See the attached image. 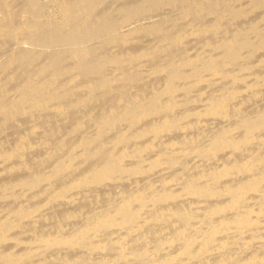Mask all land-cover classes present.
I'll return each mask as SVG.
<instances>
[{"label":"rangeland","instance_id":"1","mask_svg":"<svg viewBox=\"0 0 264 264\" xmlns=\"http://www.w3.org/2000/svg\"><path fill=\"white\" fill-rule=\"evenodd\" d=\"M76 1L78 2V0H76ZM98 1L100 2V0H98ZM98 1L93 2V4H94V7L96 5V8H100L102 6L100 8L101 14H100V11H98L100 9H98V10L96 9L97 13H94V14L95 15L99 14V15H97L95 17L103 18L104 15H107V13L104 14V11H107L109 14L111 13V15L108 14L107 16L104 17V18H106L105 19V22L107 21L106 23H108V21L110 22V20H113V22H116V21L118 22L119 18L117 19V17H115L114 19H110V18H113L115 14H116V16H118L117 15L118 11L122 12L125 10L124 8H127L126 11H124V12H128V10L133 12L132 11V9L134 8L133 5H135V8H136L137 7L136 5H138V3H143V0H118V1L117 0H107V2H106V0H103L106 2V3L105 2L103 3V1H101L104 4V6H103L102 4L98 5L99 4ZM114 1H116V2H114ZM198 1L199 0H195V1L192 0L191 3L192 4L195 3V4L191 8V10H190L191 12H192L193 8L195 11L197 10L195 5L198 6L197 5L198 3L196 4V2H198ZM13 2L15 4H12L13 8L11 9L10 12L13 11L14 12V14L12 12L13 17L14 18L16 17L14 19L15 21L13 23V24H15L14 25L15 27L12 24L8 29L10 30V29L14 28L13 30L15 32L16 31L15 29H17L16 24L18 25L19 19L20 20L22 19L21 7H22V3L24 2V0H14ZM38 2L40 4V7H41L42 11L44 12V14L48 15L51 10L56 8V5L53 3H56L57 0H38ZM231 2L232 1H230V3L228 2L229 4L227 6L231 7V5H232L233 8L231 7L232 9L230 8L229 10H232V11H234V9L240 10V12L242 11L245 14H243L242 16L239 15L240 18L239 17H238L239 19L236 18L237 21H235L236 19L233 18L234 20H232L231 15L227 12V15L229 14L230 17L228 16L227 18H225V20L221 24L226 29L221 28V30H219L216 33H215V31H214V33H210L208 31L209 28H207V27L210 25V23H209V19H206L205 16H204L205 21L203 20L204 17L201 19L202 21L197 20L198 18H201V17L195 16V15H193L191 17L188 16V18L186 20L184 18V15L182 17V13H181L182 10L181 9H179L177 7L172 9V7L167 6L168 4L166 5L165 3L163 4V6H161L163 8L155 9L156 11H153V12L149 11L150 13L145 12L144 14L142 13V14H139L137 16H134V18L131 19V21H129L127 23H125V22L123 23V20H121L122 18H124L123 17L124 12L123 13L119 12L122 14V15H120L118 13L120 16V22H118L119 24L116 22V25H118L119 28L117 26L116 27L117 29L115 30V33L113 34V35H115V34L119 33L118 34L119 35L118 40L116 41V38H114V37H117V35H115L114 37L112 35L111 37L108 38L109 35H107L105 33H102V34L100 33L101 35L100 34H99L100 36L97 35L96 36L97 38H94V37L92 38V36L90 38L88 36V37H86L85 40L77 43L78 46L77 45L76 46L80 47V49H81V50L77 51L78 53H71L72 51H70V52L68 51V47L70 49V46L69 45L67 46V44H65V42L61 40L63 38H64L63 40H65V37H63L62 35H61L62 38L60 35L56 37L57 40L59 38L61 40V42L58 40L59 42L56 41V43H49V45L45 46L44 50L42 49L43 51H40L36 47V43H35V41L40 39V38L37 35H35V33L27 32L28 33L27 34L26 32L24 33V32H19V31H16L17 33L16 32L14 33L13 30H10L11 31L10 32V31H8V29L6 30L7 33H4L5 31L0 32V101H1V98L4 96V98H7L9 101L11 100L10 102H12V100L13 101L15 100V102H16L21 95L19 92L20 91L19 88L22 85H24L26 83L25 81H27L28 79H33L32 80L33 83H35L37 85L40 84L39 82L46 81L45 79L49 78L47 76L50 75V73H53V71H52L53 68H52V70H50L51 69L50 68L51 63L53 62V63L60 65L61 68L63 67L62 71L66 72V73H63V75L59 79V81H61V82L58 81L56 88L55 89L53 88V89L55 92H60L61 89L66 85V88L68 89V90L67 89L66 90L68 92L66 90H64L67 93L64 96V103H63L66 106L65 114H66L68 107L71 106L72 103H74L72 105L74 108L72 106L69 107V109H68L69 112L67 111V113H68L67 115H69V113H71L69 116H72V118L74 117L73 118L74 120L76 118L79 119V120L76 119L74 121V123L77 124L80 122L82 124V128L80 130H78V131L74 130L75 124L72 122L73 119H71V117L65 118V116L63 114H60V113H64V111L61 110L59 113L58 112L59 110L58 111L56 110L57 109L56 104L58 103V101H57V103H54L55 107L53 105H52L53 107H50L51 110H50V108H48L45 110L39 109L37 111L36 109L33 108V110H34L33 111L31 109L32 105L28 104V108L26 107V109H27L26 113H24V112L22 113V111L20 112V110H19L18 112H20L21 114L14 115L13 118H8V117L5 118L3 116H0V221L8 218V219H11L13 222L16 221V225H17V227L11 231V233H10L11 235L9 234L10 241L9 240L6 241L7 242V243L5 242L6 245H5V243H4V245L0 244V254L2 253L0 256L1 262H3L2 260H4L5 256L7 257L8 254L12 253V254L18 256V255L24 253V251L26 252L28 250V248L30 246L32 247V245H33V248L36 251L34 254H37V255H34V256L32 255L31 256L32 258L28 257L29 260L25 259L24 260L25 264H69L68 263L69 255L71 256V258L75 257V259L78 260V264H95V263L100 264L102 259L103 260L108 259L107 261L109 263H101V264H123V263L124 264H134V263L135 264H139V263L140 264H149L148 259H150V257L146 258L144 260H138V258H137L135 261H130V262L129 261L126 262V261H122V260H119V261L116 260L117 262L116 261L114 262V258L116 256V254L119 253V251L116 250V248L111 249V251L107 250V251H109V253L110 252H111V254L113 253V258H112V255L108 254L107 251H102L99 253L89 251L88 253H86L87 250L83 247L76 249L78 251H76L74 249L73 254H71V252H72L71 251V252H69V255H68V254H66V253H68L67 250L63 251L61 248H57V247L47 249V248L41 247L40 243H35V240H38L39 235H45V234L55 235V234H62L64 232H66V234L71 233V232L73 233L75 230H77V228L84 225L85 222L87 223L88 219H90V218L92 219L95 216V214L97 215L98 212H101L102 210H104L102 212L112 211L113 205H114L113 202L117 203V205H118L122 201L123 197L125 198L126 196L131 194L132 191H135L137 188H140V187L145 188V184H146V187L148 185H152L154 189L161 190L164 188V185H163V184H165L164 181L173 180V182H171V184L168 187H170L171 189L173 187L172 190H178L179 188H181L177 192H182L181 190L185 186V185L183 186L182 184H184L187 180L194 178V175L196 177L199 174H205V176L202 177V179H200L201 182L211 184L212 183L211 182L212 177L210 175V171H212V169L214 170L215 168H218L219 167L218 164L220 165V164H222V162H224V163H226L228 161L230 162V160H228V158H227L228 156H226V154L221 155L218 158L212 160V159L204 158L203 156H200L199 151L193 150L192 148L197 147V146L201 147V145L203 146V144L206 145L208 140L212 139L211 137L214 136V133H216V131L220 132V130L224 129L225 127L231 128V126H238L239 122L241 120L247 119L248 117H254V116L256 117L258 114H260L261 112L264 111V99H263L264 98V81H263V79H264V63H263V61H264V47H263L264 46V40H263L264 39V33H263L264 32V26H263V24H264V20H263L264 19V11H263L264 10V4H262L264 2H262V3L260 2L259 5H258L259 0H233L232 4H231ZM242 3H243V5H242ZM97 5H98V7H97ZM255 5H257V6H255ZM119 6L120 7L124 6V8L122 7V10H120L121 8ZM127 6L128 7L130 6L131 8L130 7L128 8ZM190 6H191V4H190ZM225 6L226 5L224 4V7ZM253 6H254V8H253ZM116 7H117V9H116ZM249 8L250 9L253 8V9L250 10ZM242 9L244 11L246 9V11L244 12ZM102 10H103V12H102ZM112 10L113 11L116 10V11H114L115 13H113V15H112V12H113ZM195 11H194V13H195ZM232 11H229V12H232ZM251 11L254 13H252ZM0 12H1V10H0ZM246 12L249 14L248 16H247ZM249 12L251 13V15ZM102 13H103V17H102ZM1 15H3V16L8 15L7 11L3 10V8H2ZM179 17H182L181 19L184 18L185 20H181ZM229 18H231V19H229ZM174 19H175V21H174ZM16 21H18V22L15 23ZM207 21L209 24L206 23ZM173 23L177 24V26L173 25ZM260 23H262V24H260ZM260 25H262V27ZM140 26L141 27H147V28L143 29L144 32L142 31L141 33H139V35H137L135 37L133 36L134 39L132 38V36L131 37L128 36V31L130 32L133 29L140 28ZM253 26L255 27L254 28L255 30L252 28ZM152 28H153V30H151ZM205 28L207 29L206 33H204ZM118 30L121 31L122 33L120 34V32ZM201 30H202V32H201ZM154 31H156V32H154ZM163 31H166L165 33H167V31H168V33H170V36L172 35V37H174L176 35H180L182 37L181 41L179 43H176V44L171 43L169 40L166 41L165 40L166 34L163 33ZM254 31H256L257 34H255ZM124 32L127 33V35ZM20 33L21 34L24 33L26 36L24 34L21 35ZM29 33L32 34L33 38L32 37L29 38L31 36V34H29ZM258 33H260V34H258ZM103 34L106 36L102 37V36H104ZM123 34H125L126 36H124ZM34 35H35V37H34ZM121 35H122V37H121ZM224 35H225V37H224ZM231 35H233V36H231ZM242 35H243V39H242ZM246 35H248V36H246ZM123 36L125 37V39L123 38ZM236 36H237V38H236ZM250 36H252L254 38L252 39V37L250 38ZM36 37H38V39ZM112 37L114 39H112ZM128 37H129V39H127ZM87 38H90V39H87ZM227 38H229L231 41L234 38L236 39L235 41H237V39L239 40V38H240V40H239L240 42L239 41L237 42V51L239 49V53L241 52L242 54L237 53V55H239L236 57L237 59L236 58L235 59H233V58L229 59L228 57L226 58L225 56L227 55V52H226L227 50H225L223 47L220 48L222 46L221 45L222 41H228L229 40ZM123 40L124 41L126 40V41L124 42ZM127 40H129V41H127ZM242 41H243V43H242ZM36 42H38V41H36ZM119 42H122V43H119ZM247 42L249 44H247ZM39 43H40V41H39ZM39 43H37V44H39ZM123 43H126V44H123ZM241 43H242V45H241ZM250 44H252L254 46L252 47ZM56 45H59V46H56ZM103 45H104V47H103ZM246 45H248V46L246 47ZM39 46H41V45L39 44ZM238 46H239V48H238ZM241 46H243L242 47L243 49L244 48H246V49H244V50L241 49L240 48ZM64 47L67 49H65ZM35 48H37V49H35ZM40 48H42V47H39V49ZM217 48H219V50H217ZM131 49H132V51H131ZM220 49H222V50H220ZM91 50L93 51V53L91 52V54H90ZM62 51H64V55L62 54ZM66 51H68V54L66 53ZM80 51H82L81 54H79ZM121 51H124V52L122 53ZM134 51L136 52L135 54L138 56H127L128 53L132 54V52L134 53ZM37 52H39V53H37ZM101 52H103V53H101ZM225 52H226V55H225ZM29 53H31V54H29ZM65 53L67 54V57H66ZM97 53H99V54H97ZM141 53H143V55H140ZM21 54H23V55L21 56ZM24 54L27 56H25ZM107 54H108V56H107ZM212 54L215 56H213ZM42 55H43V57H42ZM45 55L46 56L48 55V56L46 57ZM76 55L78 57H76ZM240 55H241V57H240ZM51 56H53V57H51ZM42 59H45V60H42ZM225 59H228V60H226L227 62L225 61ZM91 60H93V61L91 62ZM94 60H96V61H94ZM200 60H201V62H200ZM210 60L213 61L214 63L209 62ZM49 61H51L50 65L47 64ZM230 61H233V62H230ZM37 62H39V63H37ZM206 62H207V64H206ZM71 63H72V65H71ZM87 63H88V65H87ZM216 63H218L219 65H222V64L227 65V67L223 66L225 68V71H224L225 73H227V71H230V70H231L230 72H232L233 70H236V71H233L234 77H231V78L230 77L229 78L218 77V76H214L213 75L214 73L212 71H209L211 74L213 73L212 74L213 76H212L210 73H208V71L206 69L203 70V68H201L204 65H207L209 67V64L216 65ZM249 63H251V64H249ZM34 64H36V65H34ZM77 64H79V65L81 64L82 68L84 67V69H81V71L78 72L77 70H80V69L77 67ZM184 64H185V67H184ZM243 64H245V65L243 66ZM19 65H22V66H19ZM174 65L177 67L183 66L184 69L182 67H178L179 69H181V71L184 70L183 72H180V71L179 72L183 73V74L184 73H186V74L190 73L188 75H191V76L194 72V69L196 70V68L198 67V69L196 71L202 72V74H203V72L205 73V75L203 74L205 77L201 73L200 74H201V77L203 79L205 78L203 81H206V82H204L203 84L201 83L202 85L199 84L200 86H198L196 79H195V81H191L194 78H192V79L191 78L181 79V80L179 79V80H177L178 82L176 81L178 83L177 86H180L182 81H183V84L181 85V87L184 86V88H185V86H186V89L190 88V89H187L186 93H184V91H185L184 90V91H181L180 93L174 95L173 98H171L172 100L175 99V100H173L174 102L177 99L176 103L173 102L175 105L178 104L175 107V108H177V112L176 111H175L176 113L173 112L175 109L174 108L172 112L166 113V114H169L171 117L175 118L174 122L177 121V122H175L176 125H178L181 122V124L178 125V126H180L179 129H173L170 133H168V134L166 133L165 135L163 134L160 136H155V135L151 134V135L146 136L145 138L141 139L138 142H141L143 146L144 145H150V146H152V148L145 150L140 155L133 156L134 158L129 156L124 160L125 167H128L127 165H129V164L131 166L134 162L135 163L140 162L142 169H144L143 170L144 172L140 176H133V175L130 176L128 173H126V171H124L123 173H121L119 175V178H121V179H119L117 177L119 180L108 183L109 186H108V184L105 183V187H104V184H103V186L101 185L98 187L97 186L81 187L77 190L76 189L71 190L70 191L71 193H68L69 192L68 191L67 193L69 195L66 193L67 196H64V198H60V199L56 200L55 197H57L59 195H57V193H55V192H59V191H55V190L57 188L59 189L61 186L59 184H58L59 186H54V185H57L56 184L57 182H55V181L53 182V180H48V174H51L52 171H54V168L56 167L57 163L61 162V161H65V160L67 161L68 159H71V158L75 159L78 155H80V153L82 151L76 152L78 150H73L75 144L80 139L90 141L91 139L96 137L95 135L97 133V130L99 129L98 126L100 125L99 120L103 118L104 113L106 114L109 112V110H110L109 105L116 103V101H118V100H122L123 102H121V104L123 106L122 105L118 106L116 103L115 105L118 106V107H116L113 104V106L118 108L119 112H121L122 110H123L122 112H124V110L126 108H127L126 109L127 111L134 108L133 106H135V105L132 102L140 103V104L143 103L142 105H144V103L145 104L148 103L146 108H149V106H148L149 103L151 104L154 97L157 96V94L160 93L162 90H164L163 85L166 84L165 81L168 79L167 78L168 75L170 76V74H171V73L168 74L166 71H164V73L161 72L160 74L156 75L157 69H160L162 67L164 69L167 68V71H168V68L170 69V66H174ZM45 66L49 67L50 68L49 70L52 72H50V71L43 72L45 69ZM87 66H88V71H87ZM89 68H90V70H89ZM237 68H239V69H237ZM243 68H244V70H243ZM38 69H40V70H38ZM73 69L76 71L75 73H81L83 75V77H82V75H80V76H78L80 79L79 78H78L79 80L77 79L78 82L75 81L74 83H71V82L69 83V81H71L72 78L68 77V75L69 76H72L73 74L75 75V73H72V72H74ZM84 70H86L87 73L84 72ZM238 70H239V73H238ZM68 71H70V73H67ZM169 71L171 72V70H169ZM41 72H43L45 75H43V73H41ZM224 72H223V74H224ZM230 72H228V73L230 74ZM153 73L155 75H153ZM107 74H109V75H107ZM123 74L124 75L126 74L125 77L127 75L131 76V74H132L131 77H134L133 74L134 75L136 74L137 75L136 78L138 77V79H135L132 82L125 81L126 78L120 82H119V80L117 81V79L119 78L118 76L119 75L122 76ZM247 74L248 75L250 74V75L248 76ZM37 75H39V76L41 75L40 77L38 76V78H41L43 75V77L45 79L42 77L43 79L42 78L41 79L43 81L40 79L37 80ZM90 75L91 76L93 75V76L91 77ZM114 75H117L118 78ZM124 75H123V77H124ZM235 75L236 76L238 75L239 77L238 76L236 77ZM88 76H90L91 80L88 78ZM98 76H103L104 78L107 77L108 80L110 78V81L113 82L112 83L113 85L115 84L116 81L119 82V85H117V82H116L115 86H113L111 84L112 86L108 87V89H107L108 91L106 90V92L104 94H102L101 89H99V91L101 90L100 94H99L98 90H95L97 92V94H94L96 92L90 93L88 90H85V89H88V87H86V86L89 84V80H90V82L91 81L93 82V80L95 79L94 81L96 82L97 78L99 79ZM113 79L115 80V82ZM34 80H36L37 82ZM82 80L86 81V82L83 83ZM20 81H21V83H20ZM80 81L82 82L81 84H80ZM262 81H263V83H262ZM13 82H14V84H13ZM186 82H188L190 84H188ZM192 82H195V83H193V85L195 87L192 85ZM225 82H226V84H225ZM228 82H229V85H228ZM242 82L244 83L243 85H241ZM221 83L225 87H223L221 85ZM245 83H246V85H245ZM67 84H69V85H67ZM13 85H16V86H13ZM120 85H122V86H120ZM84 86H85V88H84ZM191 87H192V90H191ZM193 87H194V90H193ZM221 88H223V89H221ZM225 88H227L228 90L231 88L232 90H236V92H237L236 95L234 96L235 99L232 100V98H231V100H232V102H230L231 103V105H230V112L231 113H230V117L228 119H226L227 121L224 119L223 120L222 119L213 120V118H211V120H210V118H207L208 121H206V119H203V118L201 119L199 116H197L195 114V113H197V112L199 113L201 110L205 109V106L207 105L206 103H207L209 98H213V97L219 96L221 94L222 95L226 94L228 90L226 89V91H225ZM113 89L117 90V91H115V94L118 95L117 97L121 96V98H123V99H121V98L117 99V97L114 94L112 95L110 93L112 96V99H114L113 100L114 102H111L112 100L108 101L107 98L110 97L108 92H110V90H111L114 93ZM76 92H78L79 95ZM80 92H82V94H80ZM83 92H85V94L87 93L88 95L93 94L90 96V98L92 97L93 99L91 98L92 101H90L88 104H85V102H83L84 105H80L82 102L76 103V101H77L76 99L79 97L78 101H80V100L84 99V97H87ZM117 92L120 94V96H119V94H117ZM187 92H189L188 94H190V93L191 94L188 95ZM101 94L103 97L101 96ZM95 95L100 96V97H97ZM105 95H107L106 98H105ZM152 95H154V97ZM178 95L179 96L180 95H183V96L186 95L185 98H187V99H184V97H182V96L179 97ZM113 96H115V97L113 98ZM80 97H81V99H80ZM164 98H168V99H164ZM189 98H190V100H189ZM7 99H6V101H8ZM95 99H96V101H95ZM109 99H111V97ZM171 99H170V97H167V95H165L162 98V100H164L162 103H164V102L167 103V102H169V100L171 101ZM182 99H184V100H182ZM73 100L74 101L76 100V101L74 102ZM136 100H138L139 102H137ZM154 100H156V99H154ZM149 101H151V102H149ZM178 101H180V102L178 103ZM184 101L186 103H184ZM75 103H76V105H75ZM109 103H112V104H109ZM63 104H61V105H63ZM66 104H68L69 106ZM78 104H79V106H77ZM125 104L126 105L130 104L131 106L128 105V106H130V107H128ZM185 105H186V108H185ZM59 106H60V104H59ZM124 107H126V108H124ZM150 107H151V105H150ZM21 108H25V106L21 107ZM105 108H106V110H105ZM79 109H80V111H79ZM71 110H73V111H71ZM76 110H77V113L75 112ZM97 110H98V113H97ZM259 110H261V111H259ZM73 112H74V114H73ZM95 112L99 116L97 114H95ZM170 113H172V114H170ZM187 113H189L190 116L188 115L186 117L187 119H185V118L183 119L184 123H182L181 120L179 122L178 119H182L183 116ZM54 114H55V116H53ZM162 114L153 115V116L151 115V117H153V118L155 116V119H153L152 122H151L152 118L151 119L147 118L148 121H147V119L143 120V121H146L147 124L145 122H142V121L141 122L145 125H155L154 122H157V121L161 122V120L163 119L162 117L165 116V113H164V116ZM159 115H161L162 119L159 118ZM1 117H3V121L1 119ZM156 117L159 118V120L156 119ZM26 119H28V120H26ZM39 119H41V120H39ZM51 120H53V121H51ZM236 120H237V122H235ZM28 121H29V123H27ZM41 121H43V123ZM126 121L125 122L123 121L124 123H120L117 127H115L114 125H111V127H108L110 130L108 128H107L108 131L105 130L106 132H104V134H103V138L101 139L102 141L100 140V142L99 141L96 142L97 144L93 143L94 145L91 144L88 147H86L88 150V151L86 150L87 153H89L91 151L89 153V155H92L93 152L95 153V152L99 151V148L103 149L102 152H104V150L106 149V152H104L105 154L113 152V149H114L113 139L115 138L116 134H119L120 131L126 130V131L121 132V133L124 134L126 132L127 135L129 133V135L131 136L135 133V129L137 131V130H140L139 129L140 127L141 128L145 127V125L143 126V124L141 123L142 125L140 124V125L134 126L135 128L133 129L134 130L133 131L130 128L129 122L127 123ZM151 123H153V124H151ZM9 126H12V127H9ZM3 128H5V129H3ZM19 128L23 129V131ZM54 128H56V131ZM24 129H25V131H24ZM217 129H219V130H217ZM130 130L133 132L131 133ZM39 134L41 137L39 136ZM68 135H70V136H68ZM104 135H105V137H104ZM259 135L264 136V132L259 133ZM73 136H75V137H73ZM37 137H38V139H36ZM32 139H34V140H32ZM48 139H50V141ZM65 140H66V142H65ZM132 140L133 139H131V137L127 138L126 141H124L125 144H121L120 146H118L117 147L118 149L115 148V153L119 152V147H120V151L123 149H128V151L130 150V153H131V152L135 151L136 147L141 146V143L134 142V140L132 142ZM21 141H24V143H23L24 145L23 144L22 145H23V149H25V147H26V149L21 150L23 153L20 152L21 153L20 156L14 158V159H10V160L6 157H2L3 153L13 151L15 149V146L18 145ZM142 141L144 142V144ZM169 141H171V142L175 141V143H178V145L173 147L172 149H170L169 144L172 145V143ZM168 142H169V144H168ZM72 143H75V144H72ZM102 143H103V145H102ZM253 143L256 145V147H255V145H253ZM253 143L250 146H248L249 149L247 147L245 148V151L242 152V154H244V155L240 154L241 157L240 156L239 157L241 159L243 157H248V155H253L254 153L256 154V153H258V151L263 153L262 151L264 149H262L263 148L262 146H261L262 148L260 147V145H261L260 140L255 141ZM256 143L259 145H257ZM199 144H200V146H199ZM96 145H99V147ZM122 145H123V147H122ZM254 147H255V149L257 148L258 150L253 149ZM4 148H5V150H4ZM108 148H109V150H108ZM185 150H191V151H189L186 154ZM31 152H33V154ZM34 152H36L38 154V157H37V154H35ZM62 152H63V154H62ZM94 153H93V155H94ZM164 153L166 154V156H165L167 159V161H165L166 163L156 170L148 171V165H150L151 161L161 157V154L164 155ZM27 155H28V157H27ZM186 157L188 160L186 159ZM239 157H237V158H239ZM28 158L30 160H28ZM96 159L91 157L89 159L90 163H89V161L82 162L81 158L76 159L78 162L80 160V162H82V163L79 162L80 163L79 164L75 160L73 162L72 169L69 171H65L63 173L64 176L61 175V176H63L62 178H64V180H62V181L64 183L69 182L71 180V178L74 177V175L76 176L80 171L82 172V170L84 168L86 169V167H88L87 169H89L93 165L91 162L97 163ZM99 159H100V157H99ZM170 160H174L176 162V164L172 165L171 163H169ZM203 160H204V162H203ZM52 161H54V163ZM47 164H49V165H47ZM87 164H89V165H87ZM184 164L186 166H184ZM45 165H47L46 166L47 168H45ZM50 165H52L51 168L49 167ZM216 166H218V167H216ZM29 167H30V169H29ZM80 168L81 169L83 168V169L80 170ZM40 169H41V172L39 171ZM74 169H75V171H73ZM85 169L83 171H85ZM71 172H72V174H71ZM32 173H33V175H32ZM22 174H24V175H22ZM26 174H28V175H26ZM36 174L37 175L42 174L41 176H43L42 177L43 179H45V177L47 176L46 179L48 181L46 179H45L46 182H44V180H41V184L37 185V188L35 187L36 188L35 190L33 189L34 187L30 188V186H27V185H23L24 187L19 186V185H21V184H18V183H20L19 181L23 180L25 177H26L25 179H30V178L34 177ZM122 177H124V178H122ZM168 177H170V178H168ZM21 178H23V179H21ZM136 178H138V179H136ZM237 179H240V178L237 175H233L231 178L228 179V181L230 180L229 182L235 183ZM175 180H176V182H175ZM233 180H235V181H233ZM223 182H221V184ZM50 184H53V186L56 187V189L53 190L54 188ZM113 184H114V187H113ZM123 184H126V185H123ZM110 185H111V187H110ZM117 185H118V187H117ZM162 185H163V188L161 187ZM50 187L53 188L52 189L53 191L51 190ZM94 187H95V189H94ZM129 191H130V193L128 194ZM48 192H49V194H48ZM262 192H264V190ZM52 193L54 195H53V197H50L52 195ZM61 193L62 192L60 191L58 194H61ZM255 195L258 196V194H254V195L250 194L248 196L249 202L245 203V204H249L247 206L251 207V205H252V207H254L255 205H258V204H255V202H254V201H256V203H257L259 201L257 198H259L260 200L263 199L261 196H259V197L255 198L256 200L255 199L253 200L252 197H254ZM104 196H105V198H103ZM195 198L197 199V201ZM118 199H120L121 201L119 200V202H118ZM51 200H53V201H51ZM179 200H181V201H179ZM182 200L183 201L185 200V201L182 202ZM208 200H209V202H208ZM208 200H207V198L201 199L199 197L198 198L194 197V200H193V196L191 197V196H184L183 195L180 197V199H178L174 202H170L171 204L174 203L175 206L178 205V206L188 207L189 210H191V211L194 210L193 211L194 215L196 212L199 213V214L195 215V216L198 215V217L195 219L196 221L192 220L191 223H189L190 227L188 225V231H187L188 237H192L195 235L198 236L200 234V232L202 231L199 228V226L201 228L208 226L207 224H203L202 222H200V221H202L200 216H202L204 214L203 209H205V207H208L213 203V200H210V199H208ZM178 201H179V203L176 204V202H178ZM211 201H212V203H211ZM214 201H216V200H214ZM31 202H34V203H31ZM35 202L37 203V205H35L36 204ZM260 202H262V201H260ZM260 202H258V203H260ZM182 203H184V204H182ZM111 204H112V208H110ZM27 206H29V207H27ZM116 206L114 205V207H116ZM149 206H151V204ZM149 206H148V208H149ZM247 206H245V207H247ZM24 207H25V210L31 209V217H29L30 219H26V220L21 221L17 217H15L14 211L19 209V208H24ZM30 207H32V208H30ZM108 207H109V209H108ZM33 208L35 209L34 211H33ZM148 208H146L144 210L145 211L144 213L146 215L143 216V218H145L146 216L148 217V215L149 216L151 215V211L150 212L146 211ZM198 208H199V210H198ZM200 208H203V209H200ZM106 209H107V211H106ZM32 211L35 213H32ZM68 213H72L74 216L68 218V216H67ZM171 220H172V222H174V221H176V222L172 223L173 224L172 225V224H169L171 222L159 221L161 223V225L159 222L153 224L151 227H149V231L146 230L147 233L144 232V230H142L143 232L142 231L135 232L137 242L135 241L136 239H134L133 234L131 236H129V242H128V238H127V241H124V243L126 245V249L124 251L126 252L128 250V247L130 246V243L133 242V240L135 242L136 248L139 246L137 249L140 250L141 247H145L143 244H145L146 241H148V243H151V241L155 239L154 242L155 241L156 242L153 243V241H152L153 244L151 243L153 246H151V244L149 246L150 253H152L154 251V248H153L154 244L157 245V239H158V241L162 240V238L164 240L171 239L173 237V232L175 230L174 227L176 228L177 226H181V224H183L182 227H185L184 223L180 222V220L178 221L175 219H170L169 221H171ZM192 223H194V225ZM163 224L164 225L166 224V225L164 226ZM157 225H160L162 228L158 227ZM170 225L173 226V229L169 228V227H172ZM163 227L164 228L166 227L165 228L166 230ZM256 228L258 230L256 229V231H254L255 230L254 229V230H252V231L250 230V232H246V233H242V232L240 233L239 231L237 232V230H232V231L230 230L228 232V234L226 233V235L225 234L220 235V237L221 236L224 237V235H225V238H224L225 241L224 242H226L228 244L227 245L228 248L227 249H220V247H221L220 241L221 240H218L214 244V246L216 245L217 247L216 246L213 247L214 249L211 251L212 253L209 252L205 256L211 257V261L218 260L217 262H219V259L223 258V260L224 259L229 260V262H227V263L230 264L235 259H240L241 257L243 259H246V257L251 256L253 253L254 254L262 253L261 251L262 250L264 251V247H263V245H264L263 244L264 243V235H263L264 234V219L263 218L260 219L259 226ZM150 229H152L153 231H150ZM157 229H159V230L156 232ZM194 229L196 232H194ZM125 230L126 229L121 230L120 232H122V233L115 232L116 235L113 232H108V234H107V232H104L103 234L101 233V235H99V239H103V240L105 239L104 241L109 242V243L115 242V239L117 240L118 238L122 237L125 234L124 232L127 233V232L131 231V230H128V231H125ZM171 230H172V233L170 232ZM154 232H156V233H154ZM158 233H160V234H158ZM170 233L172 236H170ZM237 233H239V234H237ZM104 234L107 236H105ZM257 234L258 235L260 234V235L258 236ZM12 235H14V236H12ZM103 235H104V237H103ZM109 235H111V236H109ZM118 235H120V236L118 237ZM141 235H142V237H141ZM238 235L239 236L241 235V236L239 237ZM253 235H254V237H253ZM116 236L118 238H116ZM151 236L153 237L152 240H151V238H152ZM257 236H258V238H257ZM130 238L132 239V242L130 241ZM111 239H113V240H111ZM224 239L222 238V240H224ZM245 239H247V240H245ZM232 242H234L235 245ZM239 243H244V244H239ZM252 244L255 245V247ZM1 245L4 247H2ZM178 246L179 245H177V248H175V247H174V249L172 248L171 251L178 249L179 248ZM240 247H241V249H240ZM249 247L251 249L248 250ZM259 247L261 248L260 250L258 249ZM232 248L233 249L235 248V250H233ZM80 249H81V251H80ZM129 250H131L130 247H129ZM226 250H227V252H226ZM114 251H115V253H114ZM171 251H169V252H171ZM230 251H232V253ZM83 252H85V253H83ZM164 252L165 251H163L162 253H164ZM225 252L228 254H226ZM244 252H245V254H244ZM94 254H95V256L93 257ZM100 254H101V256H104V257H101ZM106 254H107V256H106ZM73 255H76V256H73ZM159 255H161V253ZM162 255H164V254H162ZM218 255H220V257H218ZM109 256H111V258ZM217 257H218V259H217ZM232 257L233 258L235 257V259H233ZM92 258H93V260H92ZM242 258H241V260H243ZM94 259H96V260H94ZM87 260H88V262H87ZM230 260H232V261L230 262ZM89 261H90V263H89ZM1 262H0V264H3L4 262H6V259L4 260L3 263H1ZM196 263L197 262H195V263L192 262L191 264H196ZM4 264H8V262L4 263ZM198 264H204V262L202 263V261H201V262H198Z\"/></svg>","mask_w":264,"mask_h":264},{"label":"bare ground","instance_id":"2","mask_svg":"<svg viewBox=\"0 0 264 264\" xmlns=\"http://www.w3.org/2000/svg\"><path fill=\"white\" fill-rule=\"evenodd\" d=\"M14 0H0V8L2 7L3 10H6L7 11V14L6 16H3L1 15V12H2V8L0 9L1 12H0V32H4V33H7V29L14 23V18L13 17V14L11 11V9L13 8L12 7V4H15L13 2ZM95 1H98V0H78V2L76 0H57L56 3H53L56 5V8L51 10L49 12L48 15H45L44 12L42 11L41 7H40V4L38 2V0H24V2L22 3V7H21V17L22 19L20 20L19 19V22L16 21L15 23L18 22V25L16 24L17 26V29H15L16 31H19V32H31V33H35V35H37L40 39H38V37H36L38 40V42L35 41L36 43V47L38 48V50L40 51H43L45 49V46L49 45V43H56V41H64L65 44H67V46L69 45L70 46V49L68 47V51H72L71 53H78L77 51L81 50L80 47H77V43L83 41L86 39V37H90L92 36V38H97L96 36H100L102 33H105L109 37H111L114 33H115V30L117 29L116 27L118 25H116V22H113V20H110V19H114L115 17H117L118 19V22H120V15H122L121 13H123L124 11H126L127 8H124V6H122L125 10L124 11H118L121 12V13H117V15L119 16H116V14L114 15L113 18H110V22L108 21V23L105 22V19L104 18L105 16H107L109 13L107 11H104V14L107 13V15H104L103 17V13H102V17L103 18H98V17H95L99 14H94V13H97L96 12V9H100V8H96V5L94 7V4L93 2ZM103 0H100L99 4H102L104 6V2L103 3L101 2ZM118 1V0H117ZM195 1V0H193ZM230 1L233 2V0H199L198 2H196V4L198 6L195 5L196 7V11L194 10V8L192 9V12L195 13L193 14L190 10L192 8V6H194V4H192V0H143V3H138V5H136L137 7L135 8V5H133V9L131 11L128 10V12H124L123 13V17L121 20H123V23H127L129 21H131V19L134 18V16H137L139 14H144L145 12L148 13L149 11L153 12V11H156L155 9H159V8H163L161 6H163V4L165 3L167 6H170L173 8L177 7L179 9H181V13H182V17L184 15V18L187 20L188 16H198V17H201V18H196L197 20H200L202 21L201 19L205 16L206 19H209V23L210 25L207 27L209 28L208 31L210 33H215L218 32L219 30H221V28H225L223 27L222 22L225 20V18H227L229 16V14L231 15V18L232 20L236 19L239 17V15H243L245 13H243L242 11L240 12V10H235L232 11V10H229L231 7L227 6ZM107 2V0H106ZM105 2V3H106ZM116 2V1H114ZM130 2V1H129ZM128 2V3H129ZM222 2V3H221ZM229 2V3H228ZM231 2V4H232ZM257 2V1H256ZM255 2V3H256ZM262 3L264 2L263 0H259L258 2V5L259 3ZM97 3V2H96ZM95 3V4H96ZM127 3V4H128ZM254 3V4H255ZM24 4V5H23ZM191 4V6H190ZM224 4L226 5L224 7ZM264 4V3H262ZM97 5V7H98ZM121 5V4H120ZM165 5V6H166ZM243 5V3H242ZM131 6V5H130ZM129 6V7H130ZM164 6V7H165ZM166 6V7H167ZM238 6V5H237ZM257 6V5H255ZM120 7V6H119ZM122 7H120L122 10ZM128 7V6H127ZM128 7V8H129ZM132 7V6H131ZM130 7V8H131ZM233 8V7H232ZM231 8V9H232ZM254 8V6H253ZM253 8H249L250 10H252ZM105 9V8H104ZM117 9V7H116ZM237 9V8H236ZM241 9V8H240ZM194 10V11H193ZM232 11V12H229V11ZM243 10V9H242ZM248 10V9H247ZM100 11V14H101V9L98 10ZM113 11V10H112ZM116 11V10H114ZM112 12V15L113 13L115 12ZM244 11V10H243ZM246 11V9H245ZM244 11V12H245ZM249 11V10H248ZM247 11V12H248ZM264 11V10H263ZM4 12V11H3ZM103 12V10H102ZM227 12L229 13L227 15ZM246 12V13H247ZM252 12V11H251ZM150 13V12H149ZM250 13V12H249ZM254 13V12H252ZM111 15V13L109 14ZM249 14L247 13V16ZM251 15V13H250ZM245 16V15H244ZM20 17V18H21ZM100 17V16H99ZM110 17V16H109ZM108 17V18H109ZM182 17H179L180 19ZM205 17L203 18V20L205 21ZM230 17V16H229ZM246 17V16H245ZM94 18V19H93ZM181 19V20H185V19ZM229 18V19H231ZM234 18V19H233ZM240 18V17H239ZM238 18V19H239ZM259 18V17H258ZM257 18V19H258ZM93 19V20H92ZM103 19V20H102ZM172 19V18H171ZM176 19V18H175ZM174 19V21H175ZM190 19V18H189ZM92 20V21H91ZM165 20V19H164ZM167 20V19H166ZM169 20V19H168ZM173 20V19H172ZM177 20V19H176ZM264 20V19H263ZM180 21V20H179ZM231 21V20H230ZM237 21V19L235 20ZM117 22V23H118ZM122 22V21H121ZM168 22V21H167ZM122 23V24H123ZM151 23V22H150ZM161 23V22H160ZM176 23V22H175ZM180 23V22H179ZM207 24L208 21L206 22ZM205 23V24H206ZM119 24V23H118ZM165 24V23H164ZM171 24V23H170ZM224 24V23H223ZM262 24V23H260ZM15 24H13L14 26ZM172 25V24H171ZM173 25L177 26V24H174ZM190 25V24H189ZM174 26V27H175ZM180 26V25H179ZM191 26V25H190ZM262 27V25H260ZM259 26V27H260ZM264 26V24H263ZM15 27V26H14ZM153 27V26H152ZM119 28V26H118ZM147 27H141L140 28H136V29H133L131 30L130 32L128 31V36H132V38L134 39L135 36L139 35V33H141L142 31L144 32L143 29H146ZM155 28V27H154ZM158 28V27H157ZM202 28V27H201ZM200 28V29H201ZM249 28V27H248ZM253 29L255 28L254 26L252 27ZM251 28V29H252ZM14 29V28H13ZM13 29H10V30H13ZM159 29V28H158ZM226 29V28H225ZM260 29V28H259ZM8 29V31H10ZM153 30V28L151 29ZM160 30V29H159ZM178 30V29H177ZM203 30V29H202ZM201 30V32H202ZM206 28L204 29V33H206ZM255 30V29H254ZM15 31V32H16ZM119 31V30H118ZM117 31V32H118ZM149 31V30H148ZM158 31V30H157ZM175 31V30H174ZM173 31V32H174ZM200 31V30H199ZM212 31V32H211ZM259 31V30H258ZM257 31V32H258ZM11 32V31H10ZM14 32V30H13ZM12 32V33H13ZM14 32V33H15ZM18 32V33H19ZM116 32V33H117ZM120 34L122 33L121 31H119ZM156 32V31H154ZM166 31H163V33H165ZM172 32V33H173ZM177 32V31H176ZM200 32V33H201ZM255 34L256 31H254ZM17 33V32H16ZM23 33V34H24ZM29 33V34H31ZM101 33V34H100ZM125 33V32H124ZM244 33V32H243ZM249 33V32H248ZM261 33V32H260ZM258 33V34H260ZM264 33V32H263ZM262 33V34H263ZM21 34V33H20ZM21 34V35H23ZM28 34V33H27ZM64 34V35H63ZM100 34V35H99ZM119 34V33H118ZM118 34H115L117 35V37H114L115 35H113L114 38H116V41L118 40ZM127 35V33H125ZM125 34H123L124 36H126ZM165 40L166 41H170L171 43H179L181 41V36L180 35H176L174 37H172V35L170 36V33H165ZM169 34V35H168ZM175 34V33H174ZM223 34V33H222ZM221 34V35H222ZM225 34V33H224ZM250 34V33H249ZM261 34V35H262ZM25 35V34H24ZM34 35V37H35ZM63 36L65 37V40L63 39H59L57 40V36ZM104 35V34H103ZM141 35V34H140ZM254 35V34H253ZM26 36V35H25ZM29 36V35H28ZM27 36V37H28ZM61 36V38H62ZM106 35L102 36V37H105ZM123 36V38L125 39V37ZM134 36V37H133ZM230 36V35H229ZM228 36V37H229ZM233 36V35H231ZM235 36V35H234ZM248 36V35H246ZM256 36V35H255ZM32 37V34L29 38ZM112 37V39H114ZM122 37V35H121ZM120 37V38H121ZM225 37V35H224ZM223 37V38H224ZM252 36H250L251 38ZM33 38V37H32ZM90 38H87V39H90ZM131 38V39H132ZM231 38V37H230ZM237 38V36H236ZM254 37H252L253 39ZM122 39V38H121ZM129 39V37L127 38ZM130 39V40H131ZM229 39V38H227ZM232 39V38H231ZM242 39H243V35H242ZM241 39V40H242ZM247 39V38H246ZM245 39V40H246ZM222 40V39H221ZM236 39L234 38L232 41L229 39L228 41H222V46L220 48H224L225 50H227V55H226V52H225V57L227 58H233L235 59L237 56V53H239V49L237 51V42L240 40L237 39V41H235ZM264 40V39H263ZM33 41V40H32ZM40 41V43H39ZM58 41V42H59ZM121 41V40H120ZM124 41V40H123ZM126 41V40H125ZM124 41V42H125ZM129 41V40H127ZM220 41V40H219ZM244 41V40H243ZM242 41V43H243ZM258 41V40H257ZM67 42V43H66ZM218 42V41H217ZM240 42V41H239ZM250 42V41H249ZM39 43L41 46H39ZM119 43H122V42H119ZM128 43V42H127ZM241 43V45H242ZM259 43V42H258ZM123 44H126V43H123ZM247 44H249L247 42ZM253 44V43H252ZM250 44L252 47L254 45ZM38 45V46H37ZM63 45V44H62ZM77 45V46H76ZM93 45V44H92ZM56 46H59V45H56ZM66 46V47H67ZM107 46V45H106ZM248 45H246L247 47ZM263 46V45H262ZM39 47H42L39 49ZM44 47V48H43ZM104 47V45H103ZM243 46H241L240 48H242ZM258 47V46H257ZM264 47V46H263ZM35 48V49H37ZM61 48V47H60ZM65 48V47H64ZM97 48V47H96ZM99 48V47H98ZM239 48V46H238ZM23 49V48H22ZM30 49V48H29ZM28 49V50H29ZM43 49V50H42ZM67 49V48H65ZM246 49V48H244ZM243 49V50H244ZM248 49V48H247ZM111 50V49H110ZM140 50V49H139ZM138 50V51H139ZM146 50V49H145ZM217 50H219V48H217ZM222 50V49H220ZM36 51V50H35ZM68 51H66V53L68 54ZM132 51V49H131ZM246 51V50H245ZM251 51V50H250ZM31 52V51H30ZM49 52V51H48ZM47 52V53H48ZM52 52V51H51ZM91 52L93 53V51L91 50L90 51V54ZM104 52V51H103ZM101 52V53H103ZM122 53L124 51H121ZM221 52V51H220ZM39 53V52H37ZM65 53V54H66ZM70 53V54H71ZM82 51L79 52V54H81ZM136 52L134 51V53L132 52V54L128 53L127 56H138L135 54ZM251 53V52H250ZM31 54V53H29ZM62 54L64 55V51H62ZM67 54H66V57H67ZM99 54V53H97ZM118 54V53H117ZM120 54V53H119ZM214 54V53H213ZM212 54V55H213ZM239 54H242L241 52ZM17 55V54H16ZM23 54H21L22 56ZM25 55V54H24ZM50 55V54H49ZM78 55V54H77ZM76 55V57H78ZM93 55V54H92ZM91 55V56H92ZM140 55H143V53H141ZM27 56V55H25ZM46 56V55H45ZM48 56V55H47ZM46 56V57H47ZM54 56V55H53ZM51 56V57H53ZM62 56V55H61ZM108 56V54H107ZM215 56V55H213ZM217 56V55H216ZM220 56V55H219ZM223 56V55H222ZM24 57V56H23ZM32 57V56H31ZM43 57V55H42ZM45 57V58H46ZM241 57V55H240ZM249 57V56H248ZM86 58V57H85ZM92 58V57H91ZM94 58V57H93ZM16 59V58H15ZM36 59V58H35ZM34 59V60H35ZM87 59V58H86ZM89 59V58H88ZM232 59V60H233ZM237 59V58H236ZM19 60V59H18ZM27 60V59H26ZM30 60V59H29ZM42 60H45V59H42ZM65 60V59H64ZM90 60V59H89ZM182 60V59H181ZM223 60V59H222ZM228 60V59H225V61ZM25 61V60H24ZM93 60H91L92 62ZM96 61V60H94ZM103 61V60H102ZM219 61V60H218ZM27 62V61H26ZM50 62L49 61L47 64L50 65ZM59 62V61H58ZM62 62V61H61ZM68 62V61H67ZM80 62V61H79ZM83 62V61H82ZM201 62V60H200ZM209 62H213V61H209ZM208 62V63H209ZM227 62V61H226ZM230 62H233V61H230ZM39 63V62H37ZM176 63V62H175ZM203 63V62H202ZM214 63V62H213ZM224 63V62H223ZM236 63V62H235ZM264 63V61H263ZM24 64V63H23ZM46 64V65H47ZM56 63H51V69L49 67H46L45 66V69L43 72H46V71H50L52 70L53 68V73H50V75H48L47 79H45L43 77V75H45L43 72V75L42 77L46 80L44 82H39L40 80H42L41 78H38L39 75H37V80L40 79L38 82L40 83L39 85L33 83V79H28L27 81H25L26 83L24 85H22L19 89H20V97L19 99L15 102V100L12 102H10L7 98H4V96L1 98V101H0V116H3V117H8V118H13L14 115H17V114H21L20 112L22 111V113H26L27 112V109L26 107L28 108V104H31L32 105V110L33 108L36 109L37 111L39 109H48L50 107H53L55 104L54 103H57V111L60 113V111H64V113H60V114H63L66 117L73 119L72 116H69L71 113H69V115H67V111L69 109V107H71L74 103H72L71 106L68 107L67 111H66V114H65V108L66 106L63 104L64 103V96L66 95V93L68 92L67 88H66V85L61 89L60 92H55L54 89L56 88L57 86V83L59 81V79L61 78V76L63 75V73H66V72H63L62 68L60 65L56 64ZM65 64V63H64ZM85 64V63H84ZM207 64V62H206ZM222 64V63H221ZM233 64V63H232ZM231 64V65H232ZM251 64V63H249ZM16 65V64H15ZM14 65V66H15ZM36 65V64H34ZM33 65V66H34ZM55 65V66H54ZM63 65V64H62ZM69 65V64H68ZM72 65V63H71ZM79 64H77V67L80 69V70H77L78 72L81 71V69H84V67L82 68L81 64L78 66ZM83 65V64H82ZM88 65V63H87ZM203 65V64H202ZM241 65V64H240ZM245 64H243L244 66ZM19 66H22V65H19ZM48 66V65H47ZM54 66V67H53ZM70 66V65H69ZM86 66V65H85ZM195 66V65H194ZM205 66V67H204ZM202 66L201 68H203V70H207L208 73H210L209 71H212L213 75L214 76H218V77H223V78H231V77H234L233 76V71H236V70H233L232 72L230 71H227V73H225V68L224 67H227V65H219L218 63H216V65L214 64H209V67L207 65H204ZM221 66V67H220ZM224 66V67H223ZM256 66V65H255ZM25 67V66H24ZM76 67V66H75ZM91 67V66H90ZM178 67H182L183 66H178ZM177 66H170V69L168 68V71L171 70V72L167 71V68H160V69H157L156 71V75L157 74H160L161 72L164 73V71H166L168 74H170V76L168 75V79L165 81V85L164 86V90H162L160 93H156L157 96L154 97V95H152L154 97V99L156 100H152V103L150 104L149 103V108H146L147 107V104L144 103V105L140 104V103H135V102H132L134 103L135 106H133L134 108H132L131 110H124V112H119L118 107L119 105H122L121 102H123L122 100H118L116 101L117 105L116 106L115 104L116 103H113L115 106H113L112 103H109V104H112V105H109L110 107V110L108 113H104V116L102 119L99 120V123L100 125L98 126L99 129L97 130V133H96V137H94L93 139H91L90 141H87V140H84V139H80L76 144L75 143H72V144H75L74 146V149L73 150H78L76 152H79V151H82L80 153V155H78L75 159L71 158V159H68L67 161H61V162H58L56 167L54 168V171H52L51 174H48V180H53V182H57L56 184L57 185H54V186H61L59 189L56 187L53 186V184H50L52 185V187L54 188H51V190H55V191H61L62 193L61 194H58L59 192H55L57 193V197H55V199H60V198H64V196H67L66 193H71L70 191L71 190H77L81 187H87V186H103L104 184V187H105V183L108 184V183H111L113 181H117L121 178H119V175L121 173H123L124 171H126V173H128L130 176L133 175V176H140L144 171V169H142V166L139 163H133L131 166L130 164L127 165L128 167H125V164H124V160L127 158V157H133V156H137V155H140L141 153H143L145 150L147 149H150L152 148V146L150 145H142L141 142H138L140 141L141 139L145 138L146 136L148 135H155V136H160V135H165L166 133H170L173 129H179L181 122L180 120L183 122V119H187L186 117L189 115L190 116V112L185 114L183 116L182 119H178V121L180 122L178 125H176L175 121L174 122V119L173 117H171L169 114H166V113H169V112H172L173 109L178 105V104H174L176 103V101L174 102L173 100L175 99H171L174 97V95L180 93L181 91H184V93H186L187 89H190V88H187L186 89V86L184 88L181 87V85L183 84V81L181 83L180 86H177V80H181V79H188V78H194L193 80L191 81H195L196 79V82L198 84V86H200L199 84H203L204 82L206 81H203L204 79L201 77V74L202 72H199V71H196L198 69V67L196 68V70L194 69V72L191 75H188L186 73H180V72H183L184 68L182 69L183 71H181V69H179ZM184 67H185V64H184ZM246 68V67H245ZM24 69V68H23ZM27 69V68H26ZM50 69V70H49ZM114 69V68H113ZM239 69V68H237ZM241 69V68H240ZM34 70V69H33ZM32 70V71H33ZM40 70V69H38ZM74 70V69H73ZM90 70V68H89ZM200 70V69H199ZM244 70V68H243ZM242 70V71H243ZM246 70V69H245ZM35 71V70H34ZM50 71V72H52ZM87 71H88V66H87ZM86 70H84V72L87 73ZM180 71V72H179ZM186 71V70H185ZM193 71V70H192ZM76 71L74 70V72L72 73H75ZM83 72V71H82ZM83 72V73H84ZM206 72V71H205ZM224 72V74H223ZM230 72V74L228 73ZM40 73V74H41ZM67 73H70V71H68ZM192 73V72H191ZM201 73V74H200ZM232 73V74H231ZM238 73H239V70H238ZM35 74V73H34ZM49 74V73H48ZM91 74V73H90ZM96 74V73H95ZM203 74L205 75V73L203 72ZM202 74V75H203ZM211 74V73H210ZM211 74V75H212ZM72 75V74H71ZM74 75V74H73ZM69 76L68 77H71V81H69V83H74L75 81H77V79L79 78L78 76L82 75L81 73H75L74 76ZM100 75V74H99ZM109 75V74H107ZM124 75V74H123ZM123 75H119L117 77V75H114L116 76L118 79L117 81L119 80L122 81L123 79H125V81H129V82H132L134 81L135 79H138V77L136 78V74L133 76L134 77H131L130 75H127L125 77H123ZM153 75H155L153 73ZM188 75V76H187ZM203 75V76H204ZM208 75V74H207ZM212 75V76H213ZM248 75V74H247ZM250 75V74H249ZM248 75V76H249ZM33 76V75H32ZM41 76V75H40ZM39 76V77H40ZM91 76V75H90ZM90 76H88V78L91 80ZM93 76V75H92ZM91 76V77H92ZM106 76V75H105ZM113 76V77H114ZM236 76V75H235ZM238 76V75H237ZM236 76V77H237ZM241 76V75H240ZM259 76V75H258ZM31 77V76H30ZM83 77V75H82ZM86 77V76H85ZM99 79L97 78V83L93 80V82L89 80V84L86 86L88 87V89H85V90H88L90 93L91 92H96L95 90H98L99 94H100V91L102 90V94H104L106 92V90L108 89V87H111L113 84L112 81H110V78L108 80V78H104L103 76H98ZM112 77V78H113ZM205 77V76H204ZM239 77V76H238ZM87 78V77H86ZM215 78V77H214ZM65 79V78H64ZM80 79V78H79ZM78 79V80H79ZM222 79V78H221ZM15 80V79H14ZM112 80V79H111ZM114 80V79H113ZM232 80V79H231ZM36 81V80H34ZM43 81V80H42ZM83 81V80H82ZM88 81V80H87ZM116 81V82H117ZM137 81V80H136ZM177 81V82H176ZM217 81V80H216ZM221 81V80H220ZM230 81V80H229ZM264 81V79H263ZM262 81V83H263ZM37 82V81H36ZM61 82V81H59ZM78 82V81H77ZM86 82V81H83V83ZM115 82V80H114ZM116 82L113 86L116 85ZM119 82H117V85H119ZM124 82V81H123ZM227 82V81H226ZM225 82V84H226ZM231 82V81H230ZM247 82V81H246ZM9 83V82H8ZM21 83V81H20ZM82 82L80 81V84ZM188 83V82H186ZM193 83L195 82H192V85ZM14 84V82H13ZM16 84V83H15ZM66 84V83H65ZM112 84V85H111ZM123 84V83H122ZM190 84V83H188ZM201 84V85H202ZM237 84V83H236ZM244 83L242 82L241 85H243ZM248 84V83H247ZM253 84V83H252ZM69 85V84H67ZM76 85V84H75ZM85 85V84H84ZM134 85V84H133ZM222 85V83H221ZM228 85H229V82H228ZM246 85V83H245ZM13 86H16V85H13ZM122 86V85H120ZM191 86V85H190ZM194 86V85H193ZM223 87H225L224 85H222ZM232 86V85H231ZM230 86V87H231ZM240 86V85H239ZM238 86V87H239ZM195 87V86H194ZM194 87H193V90H194ZM236 87V86H235ZM244 87V86H243ZM242 87V88H243ZM54 88V89H53ZM81 88V87H80ZM85 88V86H84ZM116 88V87H115ZM198 88V87H197ZM240 88V87H239ZM67 89V90H66ZM99 89H101L99 91ZM121 89V88H120ZM223 89V88H221ZM227 88H225V91H226ZM12 90V89H11ZM64 90H66L67 92H65ZM80 90V89H79ZM84 90V91H85ZM105 90V91H104ZM114 90V89H113ZM191 90H192V87H191ZM190 90V91H191ZM228 90V89H227ZM244 90V89H243ZM242 90V91H243ZM87 91V92H88ZM108 91V90H107ZM115 91L117 90H114V93L110 90V92H108L109 96L111 97V99H109L110 97L107 98L108 101L112 100L111 102H114L112 99V96L111 94L115 95L116 97L118 95L115 94ZM119 91V90H118ZM121 91V90H120ZM189 91V90H188ZM238 91V90H237ZM86 92V91H85ZM85 92H83L85 94ZM122 92V91H121ZM78 94V92H76ZM111 93V94H110ZM123 93V92H122ZM189 92H187L188 94ZM193 93V92H192ZM236 90H232L231 88L227 91L226 94H221L219 96H216V97H213V98H209L208 101H207V105L205 106V109L204 110H201L199 113H195L197 116H199L201 119H206V121H208L207 118H213V120H219V119H228L230 117V105L232 102L233 99H235V95H236ZM80 94H82V92H80ZM94 94H97L94 93ZM101 94V96H102ZM107 94V95H108ZM117 94H119L117 92ZM191 94V93H190ZM188 94V95H190ZM79 95V94H78ZM87 97H84V99L78 101L79 97L75 100L76 103L78 102H82L80 105H84L83 102H85V104H88L90 101H92V99L90 98L91 95L93 94H85ZM105 95V98L106 96ZM167 95V97H170L171 101L169 100V102H164L162 103L164 100H162L163 96ZM19 96V95H18ZM97 96V95H95ZM113 96V98L115 97ZM120 96V94H119ZM179 96V95H178ZM182 97H184V99H187L185 98V96L183 95H180ZM179 96V97H180ZM211 96V95H210ZM234 98H233V97ZM249 96V95H248ZM97 97H100V96H97ZM103 97V96H102ZM178 97V98H179ZM208 97V96H207ZM4 98V99H3ZM18 98V97H17ZM120 99V97H117V99ZM177 98V97H176ZM232 98V100H231ZM3 99V100H2ZM6 99L8 101H6ZM81 99V97H80ZM123 99V98H121ZM152 99V98H151ZM150 99V100H151ZM164 99H168V98H164ZM182 99V100H184ZM203 99V98H202ZM264 99V98H263ZM190 100V98H189ZM199 100V99H198ZM204 100V99H203ZM252 100V99H251ZM33 103H32V102ZM74 101V100H73ZM74 101V102H75ZM87 101V102H86ZM96 101V99H95ZM137 102H139L138 100H136ZM94 102V101H93ZM106 102V101H105ZM151 102V101H149ZM174 102V103H173ZM180 101H178L179 103ZM191 102V101H190ZM199 102V101H198ZM75 103V105H76ZM100 103V102H99ZM108 103V102H107ZM184 103H186L184 101ZM63 104V105H61ZM71 104V103H70ZM103 104V103H102ZM106 104V103H105ZM124 104V103H123ZM235 104V103H234ZM53 105V106H52ZM94 105V104H93ZM92 105V106H93ZM98 105V104H97ZM101 105V104H100ZM126 105V104H125ZM124 105V106H125ZM130 104H127L126 106H128ZM151 105V107H150ZM187 105V104H186ZM186 105H185V108H186ZM25 108H21V107H24ZM59 106V107H58ZM65 106V107H64ZM79 106V104L77 105ZM87 106V105H86ZM123 106V105H122ZM131 106V105H130ZM128 106V107H130ZM181 106V105H180ZM189 106V105H188ZM55 107V106H54ZM73 107V106H72ZM91 107V106H90ZM89 107V108H90ZM100 107V106H99ZM107 107V106H106ZM74 108V107H73ZM108 108V107H107ZM121 108V107H120ZM130 109V108H129ZM176 109V110H175ZM173 112H177V108H175ZM243 109V108H242ZM20 110V112H18ZM40 110V111H41ZM43 110V111H44ZM51 110V108H50ZM49 110V111H50ZM88 110V109H87ZM106 110V108H105ZM183 110V109H182ZM244 110V109H243ZM246 110V109H245ZM34 111V110H33ZM47 111V110H46ZM45 111V112H46ZM73 111V110H71ZM80 111V109H79ZM187 111V110H186ZM242 111V110H241ZM261 111V110H259ZM69 112V111H68ZM77 113V110L75 111ZM89 112V111H88ZM175 112V113H176ZM258 112V111H257ZM51 113V112H50ZM97 113H98V110H97ZM95 112V114H97ZM163 113V114H162ZM164 113H165V116H164ZM248 113V112H247ZM52 114V113H51ZM56 114V113H55ZM55 114L53 116H55ZM74 114V112H73ZM158 114H162L164 117L161 118V115H159V118L162 119L161 122L160 121H157V122H154L155 125H145L143 124L142 122H145L147 124L146 121H143L147 118L151 119V122L153 121V119H155V116L154 118L151 117V115H158ZM172 114V113H170ZM40 115V114H39ZM44 115V114H43ZM50 115V114H49ZM98 115V114H97ZM103 115V114H102ZM192 115V114H191ZM28 116V115H27ZM37 116V115H36ZM59 116V115H58ZM99 116V115H98ZM241 116V115H240ZM239 116V117H240ZM3 117H1L2 121H3ZM38 117V116H37ZM79 117V116H78ZM97 117V116H96ZM158 117V116H157ZM159 120V118H157ZM7 118V119H8ZM76 118V117H75ZM80 118V117H79ZM238 118V117H237ZM17 119V118H16ZM52 119V118H51ZM70 119V120H71ZM77 119V118H76ZM75 119V120H76ZM28 120V119H26ZM41 120V119H39ZM54 120V119H53ZM51 120V121H53ZM73 119V123L75 121ZM79 120V119H77ZM127 120V121H126ZM45 121V120H44ZM126 121L127 123L129 122V125H130V128L131 130H133L136 126V125H140L141 123L143 124V126L145 125V127L143 128H139L140 130H137L135 129V133L133 135H128L126 134V132L123 134L121 132H124V131H120L119 134H116L115 138L113 139V145H114V149H113V152H110L108 154H105L104 152H106V149L104 150V152H102V148H99V151L97 152H93L92 155H89V153H87V148L89 145L93 144V143H96V142H100V140L103 138V134L104 132H106L105 130H107L108 127H111V125H114L115 127H117L120 123H124ZM142 121V122H141ZM148 121V119H147ZM155 121V120H154ZM205 121V120H204ZM227 121V120H226ZM19 122V121H18ZM43 123V121H41ZM40 122V123H41ZM60 122V121H59ZM150 122V121H149ZM237 122V120L235 121ZM29 123V121L27 122ZM39 123V124H40ZM71 123V122H70ZM85 123V122H84ZM157 123V124H156ZM36 124V123H35ZM75 124V123H74ZM86 124V123H85ZM88 124V123H87ZM117 124V125H116ZM141 124V125H142ZM150 124V123H149ZM153 124V123H151ZM233 124V123H232ZM44 125V124H43ZM74 126V125H73ZM9 127H12V126H9ZM8 127V128H9ZM33 127V126H32ZM42 127V126H41ZM55 127V126H54ZM74 130H80L82 128V124L79 122L77 124H75L74 126ZM182 127V126H181ZM228 128V127H227ZM226 127L224 129H221L220 132H217L214 133V136H212L211 140H208L207 144H203V146L201 145V147H194L192 148L193 150H196V151H199V154L200 156H203L204 158H209V159H216L218 158L219 156L221 155H225L228 156V160H230V162H222V164H218V168H215L214 170L212 169V171H210V175H211V184L209 183H205V182H201L200 179H202V177L205 176V174H199L195 177L194 175V178L192 179H189L187 180L184 184H182L184 187L183 189L181 190L182 192H177L179 191V189L181 188H177L178 190H172L170 187H168L171 182H173V180H167V181H164L165 184L164 185V188H163V185L161 186L163 189L161 190H156L153 188L152 185H148L146 187V184H145V188H137L135 191H132L131 194L130 191L128 192V196H126L125 198L123 197L122 201L120 199H118V202L119 200L121 201L118 205L117 203H114L113 204L116 206L114 207L113 205V209L112 211L110 212H102L104 210H102L101 212H98L97 215L95 214V216L91 219H88L87 223L85 222L84 225L80 226L79 228H77V230H75L73 233H67L64 232L62 234H55V235H52V234H45V235H39L38 236V240H35V243H40L41 244V247H44V248H47V249H50V248H53V247H57V248H61L63 251L67 250L68 254L69 255V252H71V254H73V251L74 249H79L80 247H83L87 250L86 253H88L89 251L90 252H102V251H107V250H110L111 249H114L116 248V250L119 251L118 254H116L115 258H114V262L117 260H122V261H135L137 258L138 260H144L146 258H149V264H191L192 262L195 263L197 262L196 264H198V262H201L202 263L204 262V264H228L227 262H229V260H223L222 259H219V262H217L218 260H215V261H211V257H206L205 255L208 254L209 252H211L215 247L214 244L218 241V240H221L220 243H221V247L220 249H227V243L224 242L225 241V235L226 233L228 234V232L231 230H237V232L239 231L240 233H246V232H250V230H254L256 231V227L259 226V222H260V219L263 218L264 219V192H262L264 189V150L262 151L263 153H261L260 151H258V153H252L253 155H248V157H243L242 159L240 158V154H242V152L245 151V148L248 146H250L253 142L255 141H258L260 140V147L262 149H264V136L262 135H259V133H263L264 132V111L261 112L260 114H258L256 117H248L247 119H244V120H241L239 122V125L238 126H231V128H228L227 129ZM5 129V128H3ZM10 129V128H9ZM8 129V130H9ZM21 129V128H19ZM26 129V128H25ZM24 129V131H25ZM55 131H56V128H54ZM109 129V128H108ZM119 129V128H118ZM220 129V128H219ZM217 129V130H219ZM23 131V129H21ZM20 130V131H21ZM28 130V129H27ZM110 130V129H109ZM112 130V129H111ZM129 130V129H128ZM130 130V131H131ZM19 131V130H18ZM29 131V130H28ZM48 131V130H47ZM108 131V130H107ZM134 131V130H133ZM131 131V133L133 132ZM50 132V131H49ZM23 133V132H22ZM42 133V132H41ZM82 133V132H81ZM80 133V134H81ZM114 134V133H113ZM112 134V135H113ZM122 134V135H121ZM18 135V134H17ZM23 135V134H22ZM77 135V134H76ZM40 136V134H39ZM70 136V135H68ZM78 136V135H77ZM80 136V135H79ZM41 137V136H40ZM75 137V136H73ZM105 137V135H104ZM134 140V142H138V143H141V146L139 147H136L135 148V151L131 152L130 153V150L128 151V149H123L120 151V147H119V152L115 153V148H117L118 146H120L121 144H125L124 141H126L127 138H130ZM150 138V137H149ZM38 139V137L36 138ZM73 139V138H72ZM34 140V139H32ZM31 140V141H32ZM50 141V139H48ZM104 140V139H103ZM108 140V139H107ZM132 140V142H133ZM196 140V139H195ZM15 141V140H14ZM102 141V140H101ZM22 142V143H21ZM18 145L15 146V149L11 152H6V153H3L2 157H6L8 158L9 160L10 159H14L18 156H20V152H22L21 150L23 149V143L24 141H21ZM33 142V141H32ZM66 142V140H65ZM109 142V141H108ZM112 142V141H111ZM131 142V141H130ZM143 142V141H142ZM171 142V141H169ZM168 142V144H169ZM200 142V141H199ZM26 143V142H25ZM35 143V142H34ZM127 143V142H126ZM137 143V144H138ZM170 145V149H172L173 147L177 146L178 143H175L174 142H171ZM194 143V142H193ZM23 144V145H22ZM36 144V143H35ZM97 144V143H96ZM132 144V143H131ZM136 144V145H137ZM144 144V142H143ZM201 144V143H200ZM199 144V146H200ZM257 144V143H256ZM94 145V144H93ZM92 145V146H93ZM103 145V143H102ZM139 145V144H138ZM253 145H255L253 143ZM259 145V144H257ZM8 146V145H7ZM99 147V145H96ZM95 146V147H96ZM125 146V145H124ZM127 146V145H126ZM3 147V146H2ZM94 147V148H95ZM101 147V146H100ZM123 147V145H122ZM253 147V146H252ZM256 147V145H255ZM255 147L253 149H255ZM8 148V147H7ZM86 148V149H85ZM187 148V147H186ZM189 148V147H188ZM26 149V147H25ZM23 149V150H25ZM93 149V148H92ZM118 149V148H117ZM249 149V148H248ZM257 149V148H256ZM255 149V150H256ZM5 150V148H4ZM10 150V149H9ZM41 150V149H40ZM87 150V151H86ZM101 150V151H100ZM109 150V148H108ZM107 150V151H108ZM192 150V151H193ZM258 150V149H257ZM39 151V150H38ZM42 151V150H41ZM189 151L191 150H185V153L187 154ZM247 151V150H246ZM2 153V152H1ZM23 153V152H22ZM33 154V152H31ZM35 154H37L36 152H34ZM27 154V153H26ZM34 154V155H35ZM63 154V152H62ZM130 154V155H129ZM76 155V154H75ZM132 155V156H131ZM244 155V154H242ZM42 156V155H41ZM61 156V155H60ZM72 156V155H71ZM166 154L164 153L161 154V157L157 158V159H154L151 161L150 165H148V171H153V170H156L158 169L159 167L163 166L167 161L166 159ZM191 156V155H190ZM198 156V155H197ZM240 156V157H239ZM28 157V155H27ZM37 157H38V154H37ZM62 157V156H61ZM94 158L97 160V163L95 162H91L92 166L87 169L88 167H86L85 171H83L81 168L80 170H82V172L79 174H77L76 176L74 175V177L71 178V180L69 182H63L62 180H64V178H62L64 175L63 173L65 171H69L72 169V165H73V162L78 159V158H81V161L82 162H86V161H89L90 163V158ZM100 157V159H99ZM188 157V156H187ZM186 157V159H187ZM196 157V156H195ZM239 157V158H237ZM57 158V157H56ZM59 158V157H58ZM134 158V157H133ZM173 158V157H172ZM177 158V157H176ZM194 158V157H193ZM198 158V157H197ZM32 159V158H31ZM208 159V160H209ZM18 160V159H17ZM26 160V159H25ZM28 160H30L28 158ZM54 160V159H53ZM188 160V159H187ZM202 160V159H201ZM92 161V160H91ZM94 161V160H93ZM99 161V162H98ZM30 162V161H29ZM48 162V161H47ZM54 163V161H52ZM76 162H78L76 160ZM80 162V160H79ZM78 162V163H79ZM80 162V163H82ZM127 162V161H126ZM178 162V161H177ZM187 162V161H186ZM204 162V160H203ZM19 163V162H18ZM46 163V162H45ZM50 163V162H49ZM79 163V164H80ZM129 163V162H128ZM132 163V162H131ZM142 163V162H141ZM168 163V162H167ZM172 165H175L176 162L174 160H170V162ZM185 163V162H184ZM37 164V163H36ZM124 164V165H123ZM49 165V164H47ZM45 165V168H47ZM53 165V164H52ZM50 165L49 167L51 168ZM76 165V164H75ZM89 165V164H87ZM214 165V164H213ZM39 166V165H38ZM144 166V165H143ZM184 166H186L184 164ZM31 167V166H30ZM29 167V169H30ZM34 167V166H33ZM48 167V168H49ZM78 167V166H77ZM24 168V167H23ZM145 168V167H144ZM212 168V167H211ZM38 169V168H37ZM36 169V170H37ZM77 169V168H76ZM33 170V169H32ZM43 170V169H42ZM24 171V170H23ZM41 172V169L39 170ZM75 171V169L73 170ZM72 171V172H73ZM36 172V171H35ZM38 172V171H37ZM71 172V174H72ZM27 173V172H26ZM30 173V172H29ZM39 174V173H38ZM67 174V173H66ZM207 174V173H206ZM24 175V174H22ZM28 175V174H26ZM31 175V174H30ZM33 175V173H32ZM31 175V176H32ZM42 174L40 175H35L34 177L30 178V179H23L21 181H19L20 183L18 184H21L19 185L20 187H24L23 185H27V186H30V188L34 187L33 189L35 190L37 188V185L41 184V180H44L46 179H43L41 176ZM63 175V176H61ZM70 175V174H69ZM208 175V174H207ZM233 175H237L240 179H237L235 183L233 182H229L228 179L231 178ZM72 176V175H71ZM127 176V175H126ZM150 176V175H149ZM173 176V175H172ZM119 179H118V178ZM151 177V176H150ZM28 178V177H27ZM124 178V177H122ZM170 178V177H168ZM206 178V177H205ZM138 179V178H136ZM167 179V178H166ZM177 179V178H176ZM209 179V178H208ZM47 180V179H46ZM47 180V181H48ZM130 180V179H129ZM133 180V179H132ZM135 180V179H134ZM207 180V179H206ZM123 181V180H122ZM225 183H224V182ZM235 181V180H233ZM52 182V183H53ZM62 182V183H61ZM141 182V181H140ZM176 182V180H175ZM207 182V181H206ZM221 182H223L221 184ZM17 184V185H18ZM46 184V183H45ZM59 184V185H58ZM121 184V183H120ZM134 184V183H133ZM16 185V186H17ZM122 185V184H121ZM123 185H126V184H123ZM181 185V184H180ZM15 186V187H16ZM109 186V184H108ZM36 187V188H35ZM111 187V185H110ZM113 187H114V184H113ZM118 187V185H117ZM29 188V187H28ZM29 188V189H30ZM95 189V187H94ZM135 189V188H134ZM263 189V190H262ZM26 190V189H25ZM31 190V189H30ZM52 190V191H53ZM262 190V191H261ZM7 191V190H6ZM42 191V190H41ZM49 191V190H48ZM51 191V192H52ZM100 191V190H99ZM2 192V191H1ZM8 192V191H7ZM11 192V191H10ZM101 192V191H100ZM123 192V191H122ZM262 192V193H261ZM3 193V192H2ZM67 193V194H68ZM99 193V192H98ZM262 195H261V194ZM10 194V193H9ZM37 194V193H36ZM49 194V192H48ZM250 194H258V196H254L252 197L253 200L259 196H261L263 199H259L257 198L258 202L260 203H256L255 204H258V205H253L254 207H251L250 206H247L249 204H245V203H248L249 202V195ZM14 195V194H13ZM53 193L50 197H53ZM56 195V194H55ZM69 195V194H68ZM193 196V200H194V197H199L201 199H210V200H213V203L211 201V205L208 206V207H205V209L203 208H200V209H203V212L204 214L202 216H200L201 220L200 222H202L203 224H207L208 226L206 227H203L201 228L199 226V228L202 230L200 232V234L198 236H192V237H188L187 236V231H188V225L189 223H191L192 220H195L197 216H195L196 214H199L198 212L195 213V215L193 214L194 210L191 211L188 209V207H183V206H175L174 203H170V202H174L178 199H180L181 196ZM3 196V195H2ZM31 198V197H30ZM29 198V199H30ZM46 198V197H45ZM105 198V196L103 197ZM102 198V199H103ZM220 200H219V199ZM53 199V198H52ZM54 199V200H55ZM196 199V198H195ZM218 199V200H217ZM107 200V199H106ZM192 200V199H191ZM216 200V201H214ZM248 200V201H247ZM251 200V199H250ZM256 200V199H255ZM50 201V200H49ZM53 201V200H51ZM105 201V200H104ZM108 201V200H107ZM181 201V200H179ZM176 202V204L179 203ZM185 201V200H184ZM182 200V202H184ZM197 201V199H196ZM247 201V202H246ZM38 202V201H37ZM117 202V201H116ZM195 202V201H194ZM207 202V201H206ZM209 202V200H208ZM207 202V203H208ZM31 203H34V202H31ZM36 203V202H35ZM39 203V202H38ZM106 203V202H105ZM251 203V202H250ZM40 204V203H39ZM107 204V203H106ZM151 204V206H149ZM184 204V203H182ZM204 204V203H203ZM260 204V205H259ZM22 205V204H21ZM30 205V204H29ZM32 205V204H31ZM37 205V203L35 204ZM209 205V204H208ZM33 206V205H32ZM149 206V208H148ZM206 206V205H205ZM247 206V207H245ZM29 207V206H27ZM34 207V206H33ZM32 208V207H30ZM35 208V207H34ZM33 208V211L35 210ZM112 208V204H111V207ZM148 208L146 211L147 212H150L151 211V215L148 217L146 216L145 218H143V216H145L146 214L144 213L145 209ZM109 209V207H108ZM194 209V208H193ZM37 210V209H36ZM197 210V209H196ZM199 210V208H198ZM32 213H35L33 212ZM107 211V209H106ZM109 211V210H108ZM144 213V214H143ZM14 214H15V217H17L19 220L23 221V220H26V219H30L29 217H31V209L30 210H25V207L24 208H19L17 210L14 211ZM201 214V213H200ZM68 218L70 217H73L74 215L72 213H68ZM14 217V218H15ZM62 217V216H61ZM64 217V216H63ZM4 218V217H3ZM16 218V219H17ZM78 218V217H77ZM199 218V219H200ZM15 219V220H16ZM170 219H175V220H180V222H183L184 223V226L185 227H182L183 224H181V226H177L176 228L174 227V232H173V237L171 239H166L164 240L162 237V240L158 241L157 239V245L154 244V251L152 253H150V244L152 243H155L153 239V237L151 238V243H148V241H146L145 244H143L145 247H141V249H137L136 248V245H135V242L133 240L132 242V239L130 238V241L132 243H130V248L131 250H129V247H128V250L125 252L124 250L126 249V245L124 243V241H127V238H128V242H129V236H131L133 234V237L134 239H136V235H135V232H138V231H142L144 230V232L147 233L146 230L149 231V227H151L153 224L159 222V221H165V222H171L169 224H172L174 222L169 221ZM196 221V220H195ZM160 223V222H159ZM196 223V222H195ZM19 224V223H18ZM168 224V225H169ZM194 225V223H192ZM198 224V223H197ZM161 225V223H160ZM160 225H157L158 227L162 228ZM164 225V224H163ZM166 225V224H165ZM164 225V226H165ZM173 225V224H172ZM170 225V226H172ZM180 225V224H179ZM79 226V225H78ZM17 227L16 225V221L13 222L11 219H5V220H2L0 221V244H3L6 242V241H10V236L9 234L11 233V231L13 229H15ZM190 227V225H189ZM154 228V227H153ZM164 228V227H163ZM166 228V227H165ZM164 228V229H165ZM170 229H173V226L172 227H169ZM123 229H126L125 231H128V230H131L129 232H124L125 234L118 238L120 235H118V237L116 236V238H118L117 240L115 239V242H106L104 241L103 239H99V235H101V233L103 234L104 232H113L115 234V232H120L121 230ZM159 229L156 230V232L158 231ZM166 230V229H165ZM258 230V229H257ZM260 230V229H259ZM17 231V230H16ZM150 231H153L152 229H150ZM162 231V230H161ZM143 232V231H142ZM154 232V233H156ZM172 233V230L170 231ZM194 232L195 229H194ZM198 232V231H197ZM18 233V232H17ZM122 233V232H120ZM170 233V236H172ZM142 234V233H141ZM160 234V233H158ZM192 234V233H191ZM222 234H225L224 237H222L224 240H222V238L220 237V235ZM233 234V233H232ZM239 234V233H237ZM11 235V234H10ZM105 235V234H104ZM103 235V237H104ZM116 235V234H115ZM138 235V234H137ZM140 235V234H139ZM143 235V234H142ZM141 235V237H142ZM147 235V234H146ZM166 235V234H165ZM169 235V234H168ZM194 235V234H193ZM255 235V234H254ZM253 235V237H254ZM258 235V234H257ZM260 235V234H259ZM258 235V236H259ZM264 235V234H263ZM14 236V235H12ZM107 236V235H105ZM111 236V235H109ZM161 236V235H160ZM230 236V235H229ZM239 236V235H238ZM241 236V235H240ZM239 236V237H240ZM251 236V235H250ZM257 236V238H258ZM101 237V236H100ZM157 237V236H156ZM249 237V236H248ZM252 237V238H253ZM102 238V237H101ZM150 238V237H149ZM159 238V237H158ZM221 238V239H220ZM230 238V237H229ZM110 239V238H109ZM239 239V238H238ZM113 240V239H111ZM247 240V239H245ZM32 241V240H31ZM137 242V239L135 240ZM243 241V240H242ZM18 242V241H17ZM7 243V242H6ZM5 243V245H6ZM152 243V244H153ZM219 243V244H220ZM234 243V242H232ZM151 244V246H153ZM239 244H244V243H239ZM264 244V243H263ZM262 244V245H263ZM39 245V244H38ZM139 245V244H138ZM142 245V246H143ZM177 245H179L178 249H175L174 251H171L172 248L174 249L177 248ZM235 245V243H234ZM253 245V244H252ZM2 246V245H1ZM37 246V245H36ZM241 246V245H240ZM249 246V245H248ZM255 247V245H253ZM4 247V246H2ZM217 247V246H216ZM238 247V246H237ZM243 247V246H242ZM264 247V245H263ZM37 248V247H36ZM236 248V247H235ZM235 248L233 250H235ZM253 248V247H252ZM241 249V247H240ZM251 249L250 247L248 248V250ZM259 250L261 249L260 247L258 248ZM256 250V249H255ZM78 251V250H76ZM81 251V249H80ZM163 251H165L164 253H162ZM171 251V252H169ZM36 251L35 249L33 248V245L32 247L30 246L28 248V250L18 256L10 253L7 255V257L5 256V259H6V262H4V260H2L4 263H7L8 264H25L24 260L25 259H28V257L30 258L32 255H37V254H34ZM108 254L112 255V258H113V253L111 254V252L109 253V251H107ZM167 252V253H166ZM227 252V250H226ZM225 252V253H226ZM232 253V251H230ZM249 252V251H248ZM262 253H257V254H252L251 256L249 257H246V259H235V257L233 259V262H231L232 260H230V264H264V251L262 250L261 251ZM85 253V252H83ZM106 253V252H105ZM115 253V251H114ZM161 253V255H159ZM212 253V252H211ZM230 253V254H231ZM2 254V253H1ZM0 254V256H1ZM6 254V253H5ZM76 254V253H75ZM80 254V253H79ZM96 254V253H95ZM95 254L93 255V257L95 256ZM164 254V255H162ZM224 254V253H223ZM228 254V253H226ZM245 254V252H244ZM243 254V255H244ZM249 254V253H248ZM84 255V254H83ZM87 255V254H86ZM99 255V254H98ZM115 255V254H114ZM240 255V254H239ZM73 256H76V255H73ZM90 256V255H89ZM101 256V254H100ZM107 256V254H106ZM226 256V255H225ZM26 257V258H25ZM79 257V256H78ZM77 257V258H78ZM87 257V256H86ZM101 257H104V256H101ZM111 258V256H109ZM206 257V258H205ZM218 257H220V255H218ZM217 257V259H218ZM32 258V257H31ZM70 258V259H69ZM69 258H68V263L69 264H78V260L75 259V257L71 258V256L69 255ZM84 258V257H83ZM157 258V259H156ZM238 258V257H237ZM1 259V258H0ZM87 259V258H86ZM102 259V258H101ZM105 259V258H104ZM215 259V258H214ZM8 260V261H7ZM29 260V259H28ZM89 260V259H88ZM87 260V262H88ZM93 260V258H92ZM96 260V259H94ZM108 260V259H107ZM107 260H101L100 264L101 263H109ZM27 261V260H26ZM32 261V260H31ZM35 261V260H34ZM80 261V260H79ZM116 261V262H117ZM1 262V260H0ZM1 262V263H3ZM85 262V261H84ZM3 263V264H4ZM33 263V262H32ZM90 263V261H89ZM143 263V262H142ZM96 264V263H95ZM124 264V263H123ZM135 264V263H134ZM140 264V263H139Z\"/></svg>","mask_w":264,"mask_h":264}]
</instances>
